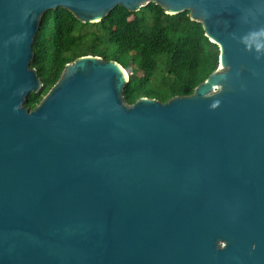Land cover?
I'll return each mask as SVG.
<instances>
[{"label": "water", "instance_id": "1", "mask_svg": "<svg viewBox=\"0 0 264 264\" xmlns=\"http://www.w3.org/2000/svg\"><path fill=\"white\" fill-rule=\"evenodd\" d=\"M151 3L219 48L192 95L129 105L89 55L26 107L48 12ZM0 264H264V0H0Z\"/></svg>", "mask_w": 264, "mask_h": 264}, {"label": "trees", "instance_id": "2", "mask_svg": "<svg viewBox=\"0 0 264 264\" xmlns=\"http://www.w3.org/2000/svg\"><path fill=\"white\" fill-rule=\"evenodd\" d=\"M36 69L45 87L26 107L34 110L59 81L66 65L83 56L116 61L128 72L124 100L143 97L163 103L190 96L219 67L220 51L190 13L166 14L151 3L133 13L115 9L98 23H82L70 11L48 12L34 43Z\"/></svg>", "mask_w": 264, "mask_h": 264}, {"label": "bare ground", "instance_id": "3", "mask_svg": "<svg viewBox=\"0 0 264 264\" xmlns=\"http://www.w3.org/2000/svg\"><path fill=\"white\" fill-rule=\"evenodd\" d=\"M126 71V70H125ZM127 72V71H126ZM127 75L129 76L128 72H127Z\"/></svg>", "mask_w": 264, "mask_h": 264}]
</instances>
